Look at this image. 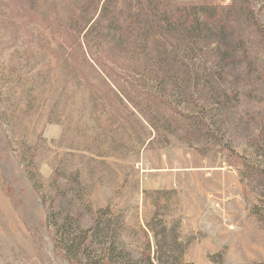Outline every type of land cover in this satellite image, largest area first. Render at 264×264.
Returning a JSON list of instances; mask_svg holds the SVG:
<instances>
[{
    "label": "rangeland",
    "instance_id": "rangeland-1",
    "mask_svg": "<svg viewBox=\"0 0 264 264\" xmlns=\"http://www.w3.org/2000/svg\"><path fill=\"white\" fill-rule=\"evenodd\" d=\"M138 2L0 0V264L155 216L188 263H264V0H154L206 7L197 56Z\"/></svg>",
    "mask_w": 264,
    "mask_h": 264
},
{
    "label": "trees",
    "instance_id": "trees-1",
    "mask_svg": "<svg viewBox=\"0 0 264 264\" xmlns=\"http://www.w3.org/2000/svg\"><path fill=\"white\" fill-rule=\"evenodd\" d=\"M144 1L146 6L138 2L140 6L136 10V18L144 16L149 21L148 28L161 30L159 34L152 35L154 39L167 35L174 38L185 54L195 52L197 56L202 52L199 43L206 27L201 18L205 6L167 10L160 2L155 3V6L152 4L154 0ZM176 13H183L184 16H179L177 20ZM158 54L161 56L160 52ZM260 221L264 222V218ZM177 229L176 225H168L158 216L153 217L151 222L133 233L144 240L134 248L140 252H135L133 248L129 249L119 243L116 246L113 240L117 236L116 227L111 223H97L80 231L79 236L71 239L60 237L62 246L58 250L69 264H192L185 261L186 244L181 241Z\"/></svg>",
    "mask_w": 264,
    "mask_h": 264
},
{
    "label": "built area",
    "instance_id": "built-area-1",
    "mask_svg": "<svg viewBox=\"0 0 264 264\" xmlns=\"http://www.w3.org/2000/svg\"><path fill=\"white\" fill-rule=\"evenodd\" d=\"M218 207V206H217ZM230 230H232L233 228L232 227H229Z\"/></svg>",
    "mask_w": 264,
    "mask_h": 264
}]
</instances>
